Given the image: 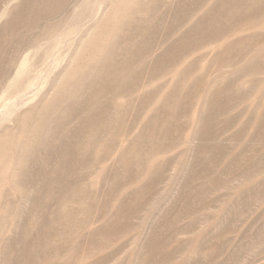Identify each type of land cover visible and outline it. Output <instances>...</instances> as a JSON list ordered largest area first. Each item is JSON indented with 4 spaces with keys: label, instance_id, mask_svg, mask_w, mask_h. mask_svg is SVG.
<instances>
[{
    "label": "rangeland",
    "instance_id": "rangeland-1",
    "mask_svg": "<svg viewBox=\"0 0 264 264\" xmlns=\"http://www.w3.org/2000/svg\"><path fill=\"white\" fill-rule=\"evenodd\" d=\"M0 264H264V0H0Z\"/></svg>",
    "mask_w": 264,
    "mask_h": 264
}]
</instances>
